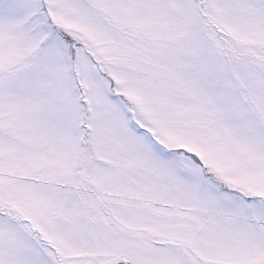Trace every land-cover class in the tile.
Here are the masks:
<instances>
[{
	"label": "snow or ice",
	"instance_id": "6c2138e0",
	"mask_svg": "<svg viewBox=\"0 0 264 264\" xmlns=\"http://www.w3.org/2000/svg\"><path fill=\"white\" fill-rule=\"evenodd\" d=\"M0 264H264V0H0Z\"/></svg>",
	"mask_w": 264,
	"mask_h": 264
}]
</instances>
